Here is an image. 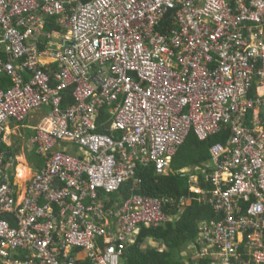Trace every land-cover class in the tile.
I'll return each instance as SVG.
<instances>
[{
  "label": "built area",
  "instance_id": "2783aa9c",
  "mask_svg": "<svg viewBox=\"0 0 264 264\" xmlns=\"http://www.w3.org/2000/svg\"><path fill=\"white\" fill-rule=\"evenodd\" d=\"M45 17L65 32L59 43ZM0 31L17 61L0 60L12 81L0 89V143L10 120L49 107L30 137L44 165L22 191L0 154V264H122L143 225L192 201L215 213L189 246L196 260L264 264V0H0ZM221 131L204 186L191 175L188 195L135 192L138 165L166 174L191 132Z\"/></svg>",
  "mask_w": 264,
  "mask_h": 264
},
{
  "label": "trees",
  "instance_id": "16d2710c",
  "mask_svg": "<svg viewBox=\"0 0 264 264\" xmlns=\"http://www.w3.org/2000/svg\"><path fill=\"white\" fill-rule=\"evenodd\" d=\"M69 91V89L65 91L67 99H69ZM228 133V131H221L210 135L206 140H199L191 132L172 157L171 168L176 171L186 165L192 166L204 162L209 156L210 145L224 142ZM137 176L141 180L139 187L135 190L137 193L157 197H179L189 193L187 177L175 172L157 175L152 165H138ZM130 186V182L122 185L118 193L121 198L131 194ZM165 211L169 215H177L176 218L158 226L143 225L135 242L127 246L122 264H209L210 259L196 260L192 254L184 256L190 252L189 246L197 243L199 223L215 216L209 203L192 201L182 212L173 206L166 207ZM147 238L153 239L156 243L160 242L163 247L149 246L143 249L142 243ZM184 257L187 260H184Z\"/></svg>",
  "mask_w": 264,
  "mask_h": 264
},
{
  "label": "crops",
  "instance_id": "0c3cea01",
  "mask_svg": "<svg viewBox=\"0 0 264 264\" xmlns=\"http://www.w3.org/2000/svg\"><path fill=\"white\" fill-rule=\"evenodd\" d=\"M47 27L49 29H47ZM44 30L48 33L52 34V40L56 41V43H59L60 40H62L63 35L65 34V32H63L61 30V27L58 26L56 18L54 17H45V26H44ZM1 32V31H0ZM244 33H248L247 31H244ZM47 41L45 39L42 40V44H36L35 43V38H31L27 41V44L30 45H37L39 48H42L43 44L45 45ZM0 60H2L3 62H10V58L8 56V52L5 48V46L0 45ZM40 60L42 62V64L44 65V67L48 68V69H52V70H58V64L56 62L53 61V59L49 56H41ZM12 62V61H11ZM12 63L16 64L17 61H13ZM25 79H28L30 77V74L28 73H23V75ZM12 85V81L9 78L8 75L1 73L0 74V89L1 90H7L8 88H10ZM261 90H264V88H262ZM69 93V99H67L66 95L65 99H64V103H68L71 104L72 103V99L70 96V91ZM45 110L42 111L40 109L35 110L34 112H32L27 119H32L33 123L29 124L27 123V119L22 122V123H17L14 120H10L7 123V129H6V134L4 136L3 141L0 143V154H4L5 158L4 161L5 162H12L13 166V171H12V176L11 179L14 181V188L17 189L18 191H22L25 187V185L27 184V181L29 180V178L36 172L38 171L43 165H44V157L42 155H40L37 150L36 147L31 144L30 142V137L33 134V127L35 125H37L40 120L44 117V115H46V113L49 111V107H44ZM39 111V113H35ZM107 115V110L104 109L101 112V120L100 123L103 122V120L106 118ZM103 131H100L102 130ZM28 130V131H27ZM100 132H107L106 131V126H101L99 128ZM13 136L15 137L14 140H12L10 137ZM25 136H29L28 140H26L27 137ZM229 133L227 134V137L224 139L223 143H227V139H228ZM25 137V138H24ZM17 141H20L22 143H20L21 145L25 144V142H29L30 145L25 148L22 147V149H25L22 151V153L18 152L19 150H17V148H20L19 146H21L20 144H17ZM3 144V145H2ZM67 151H69L71 154H77L78 150L75 148H70L68 145H65ZM13 147L15 148V152L13 151ZM19 156V157H18ZM20 158V159H19ZM17 159L21 160V163L17 162ZM209 162V156L207 159H205L204 162L202 163H197L195 165L189 166H183L179 169H177L176 171H173V169L171 168V164H170V170L168 172H175L178 174H183L182 176L187 177V182L189 183V179L190 176L193 175L194 179H197V181H199V184H201L202 186H204V184L202 183V179H203V170H202V166L206 165ZM19 167H21L22 169H24V175L22 176L20 174V169ZM15 171H17V173H15ZM167 172V173H168ZM15 173V176H14ZM189 185V184H188ZM153 241L155 242L153 239H149L147 238L146 241L144 243H142V247L143 248H147L145 246L146 243H149L148 241ZM156 243V242H155ZM191 252V251H190Z\"/></svg>",
  "mask_w": 264,
  "mask_h": 264
},
{
  "label": "rangeland",
  "instance_id": "374dc122",
  "mask_svg": "<svg viewBox=\"0 0 264 264\" xmlns=\"http://www.w3.org/2000/svg\"><path fill=\"white\" fill-rule=\"evenodd\" d=\"M42 111H44L45 110V108L43 107L42 109H41ZM35 113H39V111H37V112H35ZM28 121H27V123H29V124H31V123H33V120L31 119H27ZM28 131V130H27ZM25 137H27L26 138V140H28V137L29 136H25ZM24 137V138H25ZM12 140H14L15 139V137H13V136H11L10 137ZM20 143H22V142H20V141H17V144H20ZM28 144V145H27ZM21 145V144H20ZM25 145H27V146H25ZM30 145V143L29 142H25V144H24V146H25V148H27L28 146ZM24 146H23V144L21 145V146H19L20 148H17V150H19L18 152H20V153H22V151L23 150H25V149H22V147L24 148ZM75 149H79L77 146H73ZM13 151L15 152V148L13 147ZM19 157V156H18ZM20 159V158H19ZM19 159H17V162L18 163H21V160H19ZM149 243H146L145 244V246L146 247H149V246H156V247H158V248H162L163 247V245L162 244H160V242H157V243H155V242H153V241H148ZM143 248V247H142ZM144 249V248H143ZM191 251V250H190ZM190 254H192V252H189V253H187V254H184V256H189ZM192 257L195 259L196 257L194 256V255H192ZM184 260H187V258L186 257H184ZM120 264H121V262H120Z\"/></svg>",
  "mask_w": 264,
  "mask_h": 264
},
{
  "label": "bare ground",
  "instance_id": "6f19581e",
  "mask_svg": "<svg viewBox=\"0 0 264 264\" xmlns=\"http://www.w3.org/2000/svg\"><path fill=\"white\" fill-rule=\"evenodd\" d=\"M19 169L21 171L20 174L23 176L24 175V172H25L24 169H22L21 167H19Z\"/></svg>",
  "mask_w": 264,
  "mask_h": 264
}]
</instances>
